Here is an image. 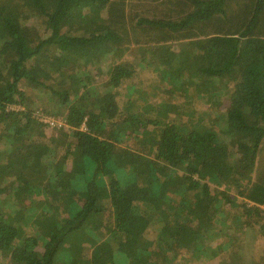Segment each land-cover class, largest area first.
<instances>
[{"label": "trees", "instance_id": "1", "mask_svg": "<svg viewBox=\"0 0 264 264\" xmlns=\"http://www.w3.org/2000/svg\"><path fill=\"white\" fill-rule=\"evenodd\" d=\"M179 212L264 246V0H0V264H168Z\"/></svg>", "mask_w": 264, "mask_h": 264}, {"label": "rangeland", "instance_id": "2", "mask_svg": "<svg viewBox=\"0 0 264 264\" xmlns=\"http://www.w3.org/2000/svg\"><path fill=\"white\" fill-rule=\"evenodd\" d=\"M151 74L152 73H146V74L140 73L136 76L135 82H138L139 79L143 80L142 86H146L153 81ZM128 83H130V82H128ZM127 89H128V87H127ZM127 89L126 90H123V89L120 90L119 89L117 91L119 93V98L121 101H123L126 96L128 97ZM205 119H207V118H205ZM58 121L61 122L60 124L65 123L62 120H58ZM178 214H179L178 218L173 222L174 227L183 228L184 229L183 232H185V233L183 235H180L176 241H174L172 244H170V246H169L170 256H169V259H166V260H168V262H169L168 264H198V262L195 259L190 257L191 252H189V251H191V250H189L188 246L183 245L185 241L187 243V240L185 239V237L187 236L188 231L194 229V225H195L194 218L186 217L182 212H179ZM229 220L230 219H228V221ZM231 226H233V220H231ZM237 229H239V227ZM236 232L239 234L240 238L243 237V234L241 231L237 230ZM256 232H257V228H255L254 230H250V235L254 236L253 239H256L255 238V235L257 234ZM244 236H245V234H244ZM215 242L217 244V242H219V240H216ZM225 244H231V243L225 242L222 244V248L224 250L220 251L221 254L211 261V262H213V264H216L219 259H222L223 261L231 259L232 258L231 255L233 254V251L234 252L236 251V253H238L243 258V260H245V262H248L249 264H255V263H252V261H254V260H256L255 262L259 263V262H262V260L264 259V246H263V244H260L259 242L257 243L254 240L252 241L251 245H250V240H248L247 242H237L236 244L235 243L231 244V246L228 248L226 247L227 245H225ZM219 250H220V248H219Z\"/></svg>", "mask_w": 264, "mask_h": 264}, {"label": "built area", "instance_id": "3", "mask_svg": "<svg viewBox=\"0 0 264 264\" xmlns=\"http://www.w3.org/2000/svg\"><path fill=\"white\" fill-rule=\"evenodd\" d=\"M48 123L51 125V126H60L61 124V122L60 121H58V120H54V119H51V118H49L48 119ZM85 128V127H84Z\"/></svg>", "mask_w": 264, "mask_h": 264}]
</instances>
